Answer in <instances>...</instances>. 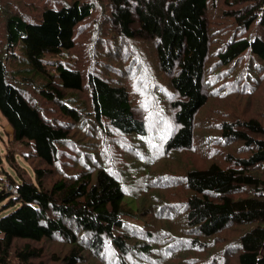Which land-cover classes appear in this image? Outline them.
I'll return each instance as SVG.
<instances>
[{
    "label": "trees",
    "instance_id": "trees-1",
    "mask_svg": "<svg viewBox=\"0 0 264 264\" xmlns=\"http://www.w3.org/2000/svg\"><path fill=\"white\" fill-rule=\"evenodd\" d=\"M227 4L0 0V114L12 128L11 143L29 150L23 158L33 173L20 165L15 174L4 171L17 193L0 190V215L14 209L0 217V264H161L157 243L164 239L170 246L163 256L178 264H264V98L257 99L264 95V0ZM82 30L100 51L116 36L154 46L168 79L157 96L165 115L153 117L166 124L162 144L147 140L149 121L125 84L111 83L118 63L86 70L67 61ZM141 50L136 43L125 56L139 70L146 106V93L152 97L164 84ZM123 56L115 51L109 58ZM229 102L235 103L231 114L218 107ZM250 108L254 117L245 116ZM76 132L90 141L77 142L89 151L74 161L65 149ZM117 136L133 138L138 154L155 164L164 154L166 160L193 150L206 165L183 175L144 169L153 187L185 188L178 201L159 195L138 201L125 194V177L107 161ZM78 162L87 168L76 171ZM154 209L165 223L162 240L153 223L143 222ZM176 218L180 224L172 228ZM45 240L62 243L66 252L47 254L35 244Z\"/></svg>",
    "mask_w": 264,
    "mask_h": 264
},
{
    "label": "rangeland",
    "instance_id": "rangeland-1",
    "mask_svg": "<svg viewBox=\"0 0 264 264\" xmlns=\"http://www.w3.org/2000/svg\"><path fill=\"white\" fill-rule=\"evenodd\" d=\"M228 4L227 5H232L236 0H227ZM233 9V8H231ZM218 13L211 9L209 11V15L211 17V20L216 22V20L219 17H216ZM109 27L112 29V21L111 18L107 17ZM108 28L106 30V37L107 40L112 39V33L111 29ZM87 34L84 30L79 31L77 34V39H78V46L77 48L73 51V55L67 59V61L74 63L76 66L79 65V68L83 69H89L93 67L96 70L97 62L99 63L100 66H104L102 69H105V66L110 68L111 62L113 63H118V66H115L112 74L110 77L112 78V84H118L121 85L122 83L125 84V86L130 90L132 93V103L133 105L137 108H140L139 110L144 111L145 114V119L149 121V131L147 133V140L150 141L151 145L153 143L157 142V145L162 144L164 141V127L166 124H155L153 122V117H159L163 116L164 114V109L162 106V103L159 101L157 98L158 93L164 89L165 84L168 83L167 77H163L160 69L157 66V59L155 55V48L154 46L149 43V42H138L136 40H126L124 38H121L119 36H116L113 39V43L111 44L110 41H107V45L102 47V50H98L94 46H89L86 43L87 40ZM104 41V40H103ZM106 44V41H104ZM139 44L142 47L141 54L143 55L145 61L149 65L151 71L157 72V82L164 84L162 88L156 89L154 92V95L152 97L148 96L146 93L145 95V104L146 106L143 105L142 98H143V90L138 89V83H139V70L135 68H130L128 66L129 61H126V56L128 51L132 49L135 44ZM143 44V46L141 45ZM118 52L121 55L124 54L123 57H118L114 58L110 61V56ZM106 57H108L106 60H98L102 54ZM22 54L19 52V59L22 60ZM124 61H126V65L124 64ZM24 66V65H22ZM163 80V81H162ZM35 99H38L37 94H32ZM84 97L86 98L87 92L86 90L84 91ZM264 95L260 94L257 99H263ZM88 100V99H87ZM224 101V100H223ZM217 103V102H215ZM208 109H203L199 113V127L200 129L197 130V133L202 132V121H204V117L206 116V113L210 109V105L208 104ZM235 103L234 102H229L227 104H218V107H222V111L226 112L229 114L230 111L234 108ZM237 109H240L239 106H237ZM241 111V110H239ZM142 112V111H141ZM143 114V113H142ZM231 114V112H230ZM247 115V116H246ZM245 116H255L253 110H251L248 113H245ZM12 128L8 124V122L3 118V116L0 114V178H3V181L0 180V185L1 188L0 190H6L10 191L8 184H5L6 182V175L4 174V171L9 172L10 174H15L16 168H18V165L22 166L24 169H26V173L29 175H33L31 167L28 162L23 158V153L28 152L29 150L24 146V145H18V144H12ZM76 136L74 137V140H76L75 143L78 141L82 142H89L90 139L85 137L81 139V135L76 132ZM103 137V136H101ZM75 143L72 144L71 149H65V151L68 154V156L73 157V160L75 161L76 159V153L79 156L81 150H87V148H79L78 145L80 143ZM197 144V142H196ZM154 146V145H153ZM87 147V146H86ZM136 144L135 140L133 138H123L122 136H117V139L114 140V142L111 143L110 146L107 147V161L109 164L115 168L119 173L123 174V176L126 179V188H125V194L127 196H132V197H137V200L139 201L140 199H143V197L149 196L150 197H157L159 195L162 200L166 201H178L180 198V192L184 191L183 186H179L176 188H171L170 189H165V188H156L153 187V185H150V175H157V173H162L159 169L161 168H166L165 172L169 173H176L183 175L186 169H190L192 167H204V159L194 155L197 154L195 151H185L180 154H174L173 157L168 156L166 160L165 159V154L163 155V159L159 160L156 164L153 160H149V158L146 156H141L138 154V152L135 149ZM10 149V150H8ZM8 152L11 154V157L7 158L6 155ZM84 157V156H82ZM85 158V157H84ZM163 161V162H162ZM150 162L153 164L152 166L150 165ZM162 162V163H161ZM161 163V164H160ZM160 164V165H159ZM158 165V166H157ZM151 167V168H149ZM87 167L83 166L81 162H78V166L76 165V171H79L80 169H86ZM148 168V173L144 172ZM54 168H51V171L53 173L56 172L53 170ZM59 176H55V179H57ZM153 179V177H152ZM5 182V183H4ZM3 184V185H2ZM152 184V182H151ZM148 190V192H147ZM151 192V193H149ZM149 193V194H148ZM140 203V202H139ZM13 208L7 209L4 212L1 213V216H4L11 211H13ZM143 222L147 223L149 226L151 223L154 225V230L156 232V235L160 234V228H164L165 223L162 220V215L156 214L155 209L151 211V214H148V212L143 215ZM172 226V228H177L178 225L180 224V221H178V218L175 220H172L169 222ZM152 227V226H151ZM153 229V227H152ZM159 238L162 240L161 235H159ZM39 246H42L44 248V251L51 255L55 252H60L62 254L66 252V246H64L62 243H58L55 240H45L39 243H35ZM157 246L159 248L160 256L158 257V261L161 264H178V258H169L163 256V252L166 251L167 247L170 246L168 243V240L164 241H158ZM87 253V252H86ZM205 253H202L201 257L203 258ZM93 259V258H92ZM52 264V263H51ZM95 264H102L99 262L97 259L95 260Z\"/></svg>",
    "mask_w": 264,
    "mask_h": 264
},
{
    "label": "built area",
    "instance_id": "built-area-1",
    "mask_svg": "<svg viewBox=\"0 0 264 264\" xmlns=\"http://www.w3.org/2000/svg\"><path fill=\"white\" fill-rule=\"evenodd\" d=\"M6 184H8V183H6ZM8 187H9V189H10V192H12V193H14V194L17 193L16 188H15L14 186H12L11 184H8Z\"/></svg>",
    "mask_w": 264,
    "mask_h": 264
}]
</instances>
